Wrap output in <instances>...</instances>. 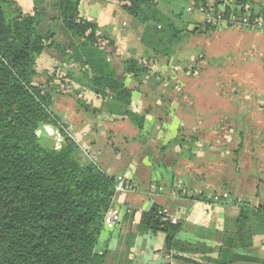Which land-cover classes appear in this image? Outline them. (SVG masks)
<instances>
[{
    "label": "trees",
    "instance_id": "1",
    "mask_svg": "<svg viewBox=\"0 0 264 264\" xmlns=\"http://www.w3.org/2000/svg\"><path fill=\"white\" fill-rule=\"evenodd\" d=\"M85 1L89 0H57L54 5L59 20L77 42L68 53L54 34L41 29L48 21L46 8L36 4L27 9L17 0H0V264L106 263L100 241L104 231L110 230L104 220L115 205L118 175L107 174L98 156L90 158L81 143L68 136H73L71 126L56 108V98L76 99L81 109L105 114L109 122L129 121L151 157L153 146L142 136L149 112L139 114L131 109L135 88L126 86V80L138 87L145 83L157 87L164 77L155 68L159 62L170 68L187 33L207 35L234 28L186 19L192 0H91L118 5L144 26V56L128 58L124 40L110 36L101 23L83 15ZM209 1L227 17L250 15L264 21V9L257 12L253 0H194L205 7ZM47 49L58 50L65 64L40 76L37 60ZM116 61L122 75L115 70ZM199 68L189 73L191 78ZM73 83L103 98L102 108L86 107L76 98L80 91ZM47 125L66 134L61 148L56 149V140L47 135ZM40 129L44 134L37 136ZM193 140L176 139L156 148L165 152ZM86 150L91 153L90 148ZM151 161L157 167L163 165V159L152 156ZM161 209L154 206L142 214L140 228L164 233L169 252L181 246L177 236L182 227L164 221ZM257 209L264 213V207ZM253 213L242 207L239 221H247Z\"/></svg>",
    "mask_w": 264,
    "mask_h": 264
},
{
    "label": "crops",
    "instance_id": "2",
    "mask_svg": "<svg viewBox=\"0 0 264 264\" xmlns=\"http://www.w3.org/2000/svg\"><path fill=\"white\" fill-rule=\"evenodd\" d=\"M17 1L27 9L36 4L46 8L48 21L41 26L42 31L54 34V40L72 53L70 46L77 42L59 20L54 6L57 0ZM253 1L256 9H264V0ZM82 12L101 23L110 36L124 40L128 58L144 56V26L120 6L89 0L83 3ZM240 31L244 36L245 31L264 35L250 29ZM254 56L264 59V48ZM62 63L58 50L47 49L37 60L36 70L43 76ZM159 64L155 68L158 72H170L169 67ZM114 66L122 75L118 62ZM242 70L244 78L246 67ZM208 75L206 71L190 79L185 88L176 86L177 91L189 90L188 98L178 95L174 86L163 89L162 84L155 87L145 83L138 87L126 80V86L135 88L131 109L139 114L149 112L142 136L153 146V158L163 159L159 167L151 161L150 149L137 141L140 133L129 121L109 122L105 114L81 109L76 99L56 98V108L64 114L75 140L100 156L107 174L125 177L133 186L115 198L114 203L122 209L120 225L102 234L100 248L106 254L105 264H264V213L257 209L264 207V113H248V96L232 99L230 95H224L227 99L219 105L226 112L216 113L220 94L210 86ZM243 78L239 81L245 86ZM252 85L260 93L262 77L254 75ZM73 88L80 91L76 98L86 107L102 108L103 98L76 83ZM64 99L71 101L69 109L59 106ZM176 139L194 140L165 152L156 148L159 144L167 147ZM215 193L230 198L211 202L209 198ZM154 206L168 209L179 219L182 228L177 239L181 246L177 249L166 251L164 233L140 228L142 214ZM242 207L254 213L241 223Z\"/></svg>",
    "mask_w": 264,
    "mask_h": 264
},
{
    "label": "rangeland",
    "instance_id": "3",
    "mask_svg": "<svg viewBox=\"0 0 264 264\" xmlns=\"http://www.w3.org/2000/svg\"><path fill=\"white\" fill-rule=\"evenodd\" d=\"M256 11L260 12L261 10L256 9ZM185 18L199 23L202 17L199 15L187 14ZM200 24H204V22L201 21ZM245 32L247 33L246 36H244L240 30L232 28L217 32L213 31L207 35H192L187 33L182 43L178 45V47H180L176 48V51L178 50L179 52L173 55L170 64L168 63L170 65V72L167 74L162 73L164 76V78H162L163 89H166L167 86L169 89H172V86H174V88L176 86L185 88L184 86H187L188 82L191 81L190 79H197L207 71V73H209L208 80L212 82L210 86H214L213 88L220 94L216 99L217 107L214 106V111L216 113L226 112L225 107L219 105L222 101L227 99H225L227 95H230L232 99L241 96L245 98V96H249L250 91L253 92L251 97L254 99L250 97V99L247 100L249 101V105H247L250 107L248 113L251 114L254 111L264 113V87H262L259 91L260 93L257 94L255 87L252 85L254 75L262 77L264 81V60L262 59L261 61L258 57L254 56V53L264 48V35H252V33ZM135 36H137L136 41L138 43L140 32L136 33ZM117 61L119 62L120 60L117 59ZM243 66L246 67L244 78L240 75L243 71ZM197 67L201 69L199 68L191 78L189 73L192 72L194 68V70H196ZM258 67L262 68L263 71L259 70ZM115 70L118 74L119 71L117 68ZM240 78L241 80L243 78L247 85L243 86L242 82L239 81ZM175 81H177L176 84H174ZM176 92H178V95L184 94L186 98H188L190 94L189 90L188 92H183L182 90ZM176 92L169 93L175 95ZM209 93L211 92L209 91ZM64 100L65 101H62L59 106L64 107V109H69L71 101H68L69 99H67V101L66 99ZM81 145L84 150L87 149L85 144L81 143ZM91 154L98 155L92 150ZM91 157L93 156L90 155V158ZM98 161H100L99 155Z\"/></svg>",
    "mask_w": 264,
    "mask_h": 264
},
{
    "label": "built area",
    "instance_id": "4",
    "mask_svg": "<svg viewBox=\"0 0 264 264\" xmlns=\"http://www.w3.org/2000/svg\"><path fill=\"white\" fill-rule=\"evenodd\" d=\"M188 12L190 14L199 15L203 18V22L205 25L210 24L213 27H234V28H242L245 30H254L264 33V21L258 18H251V16H243V15H235L230 14L228 17L223 13H218L216 11V6L213 3H209L207 7L202 4H196L194 1L190 3L188 6ZM47 135L56 140V149L61 148L62 144L66 141L67 136L66 134L53 126L47 125L44 127ZM37 136H42L44 133L40 129L37 132ZM69 137L73 136L68 135ZM84 150V149H83ZM88 156L92 159H97L96 155L91 154L87 150H84ZM133 189V186L128 182L125 177H118L117 178V185H116V195L115 198L121 194H124ZM230 198L229 195H218L213 194L209 199L215 203L221 202L223 199ZM160 215L162 216L164 221H168L173 224H178L179 219L170 215L168 209L162 208L160 211ZM122 220V209L117 204L113 205L109 212L105 216V226L112 230L119 226Z\"/></svg>",
    "mask_w": 264,
    "mask_h": 264
}]
</instances>
